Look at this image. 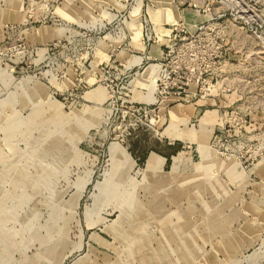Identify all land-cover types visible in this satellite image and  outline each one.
<instances>
[{
  "label": "rangeland",
  "instance_id": "374dc122",
  "mask_svg": "<svg viewBox=\"0 0 264 264\" xmlns=\"http://www.w3.org/2000/svg\"><path fill=\"white\" fill-rule=\"evenodd\" d=\"M152 3L0 0V264H264V0L172 1L193 21L178 44L220 57L248 121L238 150L212 125L199 156L168 132L219 110L164 105L140 81L156 61L131 63L168 43Z\"/></svg>",
  "mask_w": 264,
  "mask_h": 264
},
{
  "label": "built area",
  "instance_id": "2783aa9c",
  "mask_svg": "<svg viewBox=\"0 0 264 264\" xmlns=\"http://www.w3.org/2000/svg\"><path fill=\"white\" fill-rule=\"evenodd\" d=\"M148 29L145 21L146 40L149 42L152 38L155 41L157 36L154 34L153 37ZM166 30L169 31L168 43H161L164 48V51H161V57L152 60L156 61L155 64L158 66L154 85L156 89L160 88L158 91L160 97L163 92V104L189 103L196 98L214 100L212 106L219 110V119L211 133V146L218 148L223 146L224 142L230 141L238 150L235 142H240L248 122L239 109L242 97L240 85H236L230 74L222 70L217 73L211 70V65L221 63L220 57L215 52L207 54V57L213 60L212 63L196 64L194 62L193 43L190 41L178 44L179 41L187 40L186 36L181 37L187 32L182 22L168 24ZM154 101L157 99L155 98ZM135 103L147 105L142 102Z\"/></svg>",
  "mask_w": 264,
  "mask_h": 264
},
{
  "label": "crops",
  "instance_id": "0c3cea01",
  "mask_svg": "<svg viewBox=\"0 0 264 264\" xmlns=\"http://www.w3.org/2000/svg\"><path fill=\"white\" fill-rule=\"evenodd\" d=\"M163 1H168L170 3V5L167 7L165 6L166 5V2H163ZM173 1V0H172ZM171 0H154V3H152L153 6H149L148 10L150 12V15H151V18H153V21H154V25L155 27H157V22L160 21L161 19L162 20H169L173 17L176 18V20L174 21H178V19H181L182 17L184 18L185 21L189 20L188 22L192 23L193 21L189 18H186L185 16H179L176 12V9H175V6L173 5ZM165 3V5H164ZM168 5V4H167ZM182 18V19H183ZM173 21V22H174ZM189 25V24H188ZM194 25V24H193ZM191 24V26H193ZM188 27V26H187ZM162 28V27H160ZM189 28V27H188ZM190 29V28H189ZM144 47V46H143ZM152 50H145L144 52H140L141 56H137L135 57L131 63L132 64H139L138 66H141L143 64H145L146 62L150 61V60H156V59H151V56L152 57H155V56H159L160 53H159V47L157 45H155L153 47V52H151ZM163 51H164V48H163ZM137 58H140V61L137 62ZM147 68V67H146ZM146 68L144 69L143 72H145ZM146 100H149L150 98H145ZM214 103V100L210 99V98H196V99H192L191 102H189L190 105L193 106V108L195 110L198 111H202L203 110V107H214L212 106V104ZM180 104H176L174 107H172L170 109V112L173 111V109L176 107L177 111H178V114L175 116L173 114V112H171V115L173 117V121L175 122V120H177L179 117H181V115H183V109L179 107ZM181 111V112H180ZM216 111L215 109H204L203 111V114L201 115L200 119H199V123H198V129L200 127V124L201 122L205 119L206 117V113L211 115L210 118H211V122H212V125L214 126V124L217 122H215V118H214V115H213V112ZM213 126H212V130H213ZM171 132V133H170ZM169 134L167 135L168 137H180L182 139H184V133L185 132H179L178 129H177V124L175 126V129H172V130H169L168 132ZM188 133V132H186ZM190 133V132H189ZM212 133V132H211ZM196 134V133H193V135ZM153 155V156H151ZM158 157H161L163 158V163H162V166L163 164L165 163V158L162 157V156H159L158 154L154 153V152H151L149 153V156L147 157V160L150 159L151 161H153V163H157L159 161V158ZM173 159V158H172ZM146 160V161H147ZM183 159H182V156L180 158V161H179V164H178V167L179 165L182 163Z\"/></svg>",
  "mask_w": 264,
  "mask_h": 264
},
{
  "label": "bare ground",
  "instance_id": "6f19581e",
  "mask_svg": "<svg viewBox=\"0 0 264 264\" xmlns=\"http://www.w3.org/2000/svg\"><path fill=\"white\" fill-rule=\"evenodd\" d=\"M154 1V0H153ZM166 3L168 4V5H170V3L169 2H167L166 1ZM164 5H165V3H164ZM170 20H176V18H174L173 19V17L170 19ZM182 23H183V25L185 24V22H184V20L182 19ZM187 21H189V20H187ZM178 22V21H177ZM176 21L174 22V23H177ZM186 26H188L189 28H190V26L188 25V24H185ZM137 32V31H136ZM160 39V38H159ZM164 39V38H163ZM162 41V40H161ZM143 46H144V44H143ZM137 62H139V60H137ZM155 66V68H157V71L155 70V68L153 67V66ZM156 71V72H155ZM157 72H158V66L155 64V63H153V64H149L148 66H147V68H146V70H145V72H144V74H145V77L143 78V79H140V81L142 82V83H144L145 85L148 83V82H150L151 81V79L153 78V74L155 73V75H154V79L156 78V75H157ZM148 78V79H147ZM147 79V80H146ZM153 82H154V80H153ZM181 112V111H180ZM173 114L174 115H177L178 114V111H177V109H176V107L174 108V110H173ZM206 115V117H205V119L201 122V124H200V127H199V129H198V133H197V135H193V133H184V137L185 138H187V139H189V140H195V142H197L198 144V151H197V153L199 152L200 153V155L201 154H204V152H205V145L203 144V141L201 140L205 135H209L210 134V131H211V126H212V122H211V118H210V116L211 115H209V114H205ZM173 127V126H172ZM209 133V134H208ZM115 150V149H114ZM117 152V151H116ZM199 153H198V156H199ZM204 156V155H203ZM106 187H107V184L106 183H101V184H99V187H98V189H103L104 191H105V189H106ZM90 210H91V208H87V210H86V216H88V214L90 213Z\"/></svg>",
  "mask_w": 264,
  "mask_h": 264
},
{
  "label": "trees",
  "instance_id": "16d2710c",
  "mask_svg": "<svg viewBox=\"0 0 264 264\" xmlns=\"http://www.w3.org/2000/svg\"><path fill=\"white\" fill-rule=\"evenodd\" d=\"M184 164V163H183Z\"/></svg>",
  "mask_w": 264,
  "mask_h": 264
}]
</instances>
